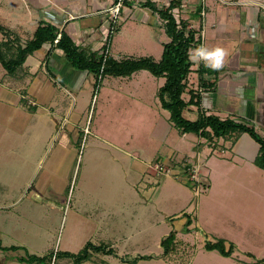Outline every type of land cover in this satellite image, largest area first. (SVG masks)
Here are the masks:
<instances>
[{"label":"rangeland","instance_id":"1","mask_svg":"<svg viewBox=\"0 0 264 264\" xmlns=\"http://www.w3.org/2000/svg\"><path fill=\"white\" fill-rule=\"evenodd\" d=\"M194 21L201 26V19ZM115 41L110 54L113 50L116 57L125 58L131 50L134 58L146 55L143 50L151 51L156 60L161 57L158 44L128 43L130 51L123 47L119 53ZM98 55L103 62L104 50ZM203 65L209 75L220 73ZM102 66L97 74L90 72L80 91L69 88L59 94L55 127L36 124L23 137L0 127V198L21 192L28 175L34 186L30 191V186L23 188L28 197L20 207L32 199L40 182L54 181L60 188L48 193L41 209L32 204L26 208L27 229L14 234L20 246L16 259L30 262L36 255L52 259V264H73L70 255H81L84 249L65 247L75 215L99 222L95 243L111 244L123 256H153L140 264H264L257 262L264 259V170L248 159L259 143L247 133L234 147L232 141L218 143V138L210 147L192 134L183 135L156 96L165 78L140 70L128 82L105 74ZM4 71L0 64V76ZM8 110L0 106V121H8ZM184 116L193 119L196 113ZM31 121L54 120L34 115ZM37 131L44 136L35 143L36 159L27 160L28 168L20 173L5 175L6 161H24L7 151L25 150L28 137ZM4 180L19 186L10 196ZM17 225L23 227L21 222ZM171 231L177 234L176 248L164 259L161 242ZM221 238L227 248L234 245L232 255L206 249L207 240ZM92 257L81 264H102L101 258L106 264H123L113 253L93 252Z\"/></svg>","mask_w":264,"mask_h":264},{"label":"crops","instance_id":"2","mask_svg":"<svg viewBox=\"0 0 264 264\" xmlns=\"http://www.w3.org/2000/svg\"><path fill=\"white\" fill-rule=\"evenodd\" d=\"M172 1L174 0H127L122 7L120 24L115 34L116 41L114 35L111 42L112 48L113 41L119 53H122L123 47L124 50L130 49L128 43L137 42L143 46L158 44L162 57L164 44L169 42L170 38L166 33L162 18L146 3L152 2L158 7H167ZM180 1L181 6L174 8V14L178 20L188 21L189 27L195 30L197 36L200 37L201 46L210 50L220 47L228 53L223 66L219 69L220 73L206 74L204 80L197 71L204 62L192 60L193 71L189 75L188 85L189 89L200 92L201 109L207 114H215L222 119L231 118L253 126L257 132L259 129L264 137V0ZM115 2L116 0H0V23L14 31L24 43L34 37L40 24H52L58 28L60 33H67L79 50L85 51L88 55H94L104 50L110 24L107 10ZM203 9L205 10L204 15H202ZM195 18L201 19V26L198 22L195 23ZM143 51L146 53L145 57L154 55L151 51ZM134 55L135 53L131 50L125 58L116 57L113 50L111 51V56L119 61L134 57ZM90 72L87 68H77L67 53L57 44L51 41L45 42L40 49L28 56L16 76H8L6 70L2 72L0 94L2 92L8 94L0 96V106L9 108L10 117L8 121H0V127H6L12 136L19 135L20 137H23L30 127L36 124L44 123V126L55 127L58 121H55L54 113L59 107L58 103L61 102L58 98L59 94L63 91L68 92L69 88L80 91L90 78ZM138 72L140 70L131 76L118 77H125L129 82ZM203 81L213 84L206 87ZM116 85L122 88L121 84ZM156 96L159 99L158 94ZM184 97L188 100L189 93H185ZM185 112L196 113L192 120L198 117L196 105L188 106ZM34 115L50 116L54 121H31ZM189 134L191 133L183 135ZM245 134L247 132L234 134V142L232 137H221L218 143L221 140L224 143L232 141L234 147ZM192 135L206 142L203 144L212 146L210 140ZM43 136L37 131L28 137L27 141L30 144L25 150L13 151L15 148L8 150L7 154H17L24 161L23 165L16 161H6V167L2 168L4 174L13 175L20 173L24 166L28 168L27 160L36 159L38 151L35 143H38ZM259 149L260 145L256 154L248 158L253 164ZM60 153L65 154L66 152ZM44 154L40 155L39 160L36 161L37 166ZM31 177L26 176L20 188L22 191L18 194L14 193L13 198H0V264H44L43 262H28L25 258L16 259L15 255L20 246L14 243V234L24 233L27 229L26 221L29 217L26 208L32 204L41 209L43 201H47L48 193L55 194L60 189L54 181L46 184L40 182L35 187V192L31 193L32 199L20 207L28 197V193L23 194V188L30 186ZM53 178H58V174L54 173ZM3 182L5 194H9L7 196H10L15 187H19L15 186L16 183L5 180ZM33 186L32 184L29 187V191ZM72 219L74 225L66 235V248L81 250L88 242L100 245L94 241L100 227L99 222L92 221V219H81L75 215ZM18 222H21L23 227L18 228ZM103 244L107 245L108 249L113 248L111 244ZM114 254L117 261L123 264H140L145 260L153 259L150 255L149 259H141L132 263L124 259H133L143 254L123 256L117 250ZM166 258L167 256L164 259ZM99 260V263L106 264L105 259Z\"/></svg>","mask_w":264,"mask_h":264},{"label":"trees","instance_id":"3","mask_svg":"<svg viewBox=\"0 0 264 264\" xmlns=\"http://www.w3.org/2000/svg\"><path fill=\"white\" fill-rule=\"evenodd\" d=\"M127 1V0H126ZM125 1V2H126ZM148 4L162 18L166 33L170 41L164 44L163 54L160 60H155L152 57H137L127 58L123 60L114 59L111 54L107 56L105 74L113 76H131L139 70H148L158 78H165V83L158 91V97L163 109L170 113V120L174 126L182 133H191L200 137L206 138L213 142L216 138L232 137L235 140L234 134L247 132L260 145L259 152L254 159V164L264 170V137H262L253 126H248L245 123L235 121L231 118L222 119L215 114H207L201 109L200 92L198 90L189 89L188 78L193 71V62L189 58L190 50L201 46V39L197 36L195 30L189 27L188 21L177 19L174 14V8L181 6L180 0L172 1L167 7H158L152 2ZM60 33L58 28L52 24H40L34 37L31 40L22 42L18 36L10 28L0 23V63L10 77L16 76L23 67L28 56L40 49L42 45L51 41L52 43ZM68 55L69 59L79 69H89L97 74L103 62L98 54L88 55L85 51L79 50V47L74 43L72 38L67 33H61V38L57 43ZM212 70V69H211ZM198 73L202 79H206L207 74L204 65L198 68ZM218 70H213L217 72ZM204 86L210 87L213 83L204 82ZM189 93L188 100L184 94ZM191 105L198 107V117L194 120L184 116V110ZM190 222L187 224V226ZM164 252L163 255H170L176 248V232L171 231L169 235L163 238L161 242ZM207 250H218L224 256H230L233 253L234 245L226 247L225 239L221 238L215 242L207 240L205 242ZM17 248V247H13ZM83 253L71 254L75 258L73 264H81L82 261L89 260L93 252L115 253L113 248L108 249L105 244L95 245L88 242ZM149 255H141L133 259H124L132 263H136L141 259H149ZM31 262L47 261L52 264V259L48 257H38L31 255ZM258 263H264V259L258 260Z\"/></svg>","mask_w":264,"mask_h":264},{"label":"clouds","instance_id":"4","mask_svg":"<svg viewBox=\"0 0 264 264\" xmlns=\"http://www.w3.org/2000/svg\"><path fill=\"white\" fill-rule=\"evenodd\" d=\"M227 55V51L223 48L216 47L210 50L205 46H200L199 48L190 50L189 58L194 61L202 60L206 67L218 70L223 66Z\"/></svg>","mask_w":264,"mask_h":264},{"label":"built area","instance_id":"5","mask_svg":"<svg viewBox=\"0 0 264 264\" xmlns=\"http://www.w3.org/2000/svg\"><path fill=\"white\" fill-rule=\"evenodd\" d=\"M126 0H116V2L107 10L110 24H109V33H108V39L104 46V58H103V66L102 71L104 69V64L106 62L107 56L110 54V48H111V42L114 37V35L117 32L118 26L120 24L121 19V11L122 7L124 6ZM183 6V5H182ZM205 14V10H202V15ZM61 38V33H59L54 40V43L57 44L59 42V39Z\"/></svg>","mask_w":264,"mask_h":264}]
</instances>
